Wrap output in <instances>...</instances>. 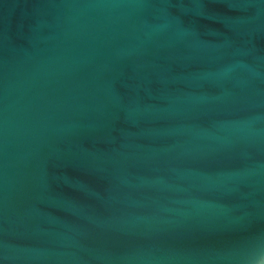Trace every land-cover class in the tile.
<instances>
[{
	"label": "water",
	"instance_id": "1",
	"mask_svg": "<svg viewBox=\"0 0 264 264\" xmlns=\"http://www.w3.org/2000/svg\"><path fill=\"white\" fill-rule=\"evenodd\" d=\"M0 264H264V0H0Z\"/></svg>",
	"mask_w": 264,
	"mask_h": 264
}]
</instances>
